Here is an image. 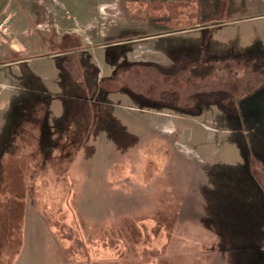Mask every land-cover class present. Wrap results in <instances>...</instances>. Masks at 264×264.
Returning <instances> with one entry per match:
<instances>
[{
	"label": "rangeland",
	"instance_id": "obj_1",
	"mask_svg": "<svg viewBox=\"0 0 264 264\" xmlns=\"http://www.w3.org/2000/svg\"><path fill=\"white\" fill-rule=\"evenodd\" d=\"M219 1L0 0V264H264V0Z\"/></svg>",
	"mask_w": 264,
	"mask_h": 264
},
{
	"label": "trees",
	"instance_id": "obj_2",
	"mask_svg": "<svg viewBox=\"0 0 264 264\" xmlns=\"http://www.w3.org/2000/svg\"><path fill=\"white\" fill-rule=\"evenodd\" d=\"M215 7H216V4H215ZM215 7H214V5H213V10L211 11V12H213L214 10H215ZM228 9H229V7H228ZM197 17L199 18V23L198 24H200L201 22L202 23H206V22H208V21H210V20H212L213 18H212V13H211V15H210V12L209 11H207L206 10V8H205V12H202V11H200V13H198V15H197ZM209 19V17L210 18H212V19H209L208 21H206L207 20V18ZM214 20V19H213ZM72 35H74V34H66L65 36H64V41L65 40H68V38H70ZM54 46V45H53ZM66 52H68V50H64V51H59V52H57V53H55V54H59V53H66ZM211 67H214V66H211V65H209V66H204V67H202V68H199V67H195L194 68V70H193V73H192V78H195V77H204V76H206V75H208L209 74V70H210V68ZM32 138H34V139H37L36 137H32ZM23 140H25V139H27V138H22ZM22 139L20 140V144L22 143ZM35 149H36V146H35ZM35 152H34V150L32 151V152H30L29 153V155H27V164L29 165V167L31 166V160H30V158H31V155L32 154H34ZM8 156V155H7ZM5 157V156H4ZM3 157V162H2V164L4 165V161L6 160V157L4 158ZM14 156H8L7 158L9 159V158H13ZM21 251V250H20ZM20 253V252H19Z\"/></svg>",
	"mask_w": 264,
	"mask_h": 264
},
{
	"label": "crops",
	"instance_id": "obj_3",
	"mask_svg": "<svg viewBox=\"0 0 264 264\" xmlns=\"http://www.w3.org/2000/svg\"><path fill=\"white\" fill-rule=\"evenodd\" d=\"M12 64H14V62L12 61L11 62ZM11 64L10 63H5V64H1V66H7V67H9ZM3 68V67H2ZM9 82V81H8ZM11 83L9 82V83H7V82H4V81H0V98H1V96L3 95V91L1 90V87H3V86H8V85H10ZM2 99V98H1ZM48 114V113H47ZM44 129V131H43V134L41 135L43 138L45 137H47L48 139L50 138V136L52 135L51 133H56L53 129H51V127H49V128H47V127H44L43 128ZM44 133L46 134V135H44ZM5 137H6V135L4 136H0V146H1V144H2V142H4V141H6V139H5ZM24 137H26V136H22V138H24ZM32 137H34V136H30V137H27V139H32ZM34 139V138H33ZM46 140V139H45ZM38 143V142H37ZM41 144H42V141H41ZM3 147V146H2Z\"/></svg>",
	"mask_w": 264,
	"mask_h": 264
},
{
	"label": "built area",
	"instance_id": "obj_4",
	"mask_svg": "<svg viewBox=\"0 0 264 264\" xmlns=\"http://www.w3.org/2000/svg\"><path fill=\"white\" fill-rule=\"evenodd\" d=\"M11 17L6 16L2 20H0V39L3 38L6 34H8L10 29Z\"/></svg>",
	"mask_w": 264,
	"mask_h": 264
},
{
	"label": "flooded vegetation",
	"instance_id": "obj_5",
	"mask_svg": "<svg viewBox=\"0 0 264 264\" xmlns=\"http://www.w3.org/2000/svg\"><path fill=\"white\" fill-rule=\"evenodd\" d=\"M222 4H224L221 0L216 3L215 10L213 12H210V15L212 13V16H218L222 14L223 8Z\"/></svg>",
	"mask_w": 264,
	"mask_h": 264
}]
</instances>
